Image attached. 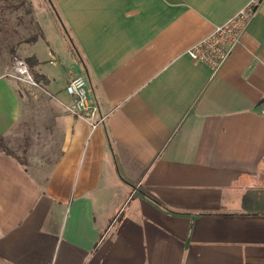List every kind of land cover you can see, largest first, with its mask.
<instances>
[{"label": "crops", "instance_id": "1", "mask_svg": "<svg viewBox=\"0 0 264 264\" xmlns=\"http://www.w3.org/2000/svg\"><path fill=\"white\" fill-rule=\"evenodd\" d=\"M250 1L47 0L49 30L13 28L46 81L0 60V264H264V0L217 72L186 54Z\"/></svg>", "mask_w": 264, "mask_h": 264}, {"label": "built area", "instance_id": "2", "mask_svg": "<svg viewBox=\"0 0 264 264\" xmlns=\"http://www.w3.org/2000/svg\"><path fill=\"white\" fill-rule=\"evenodd\" d=\"M261 0H251L245 7L228 18L224 23L194 43L187 51V56L194 62L203 64L217 72L225 63L235 46L239 43L241 34L255 13ZM6 76L22 85L38 88L28 64L15 58L11 70ZM66 93L73 99L67 106V112L75 118L86 122L92 130L103 126L107 115L101 113L96 103L90 102L86 90V81L81 75H73L69 78ZM264 117V103L259 110Z\"/></svg>", "mask_w": 264, "mask_h": 264}, {"label": "trees", "instance_id": "3", "mask_svg": "<svg viewBox=\"0 0 264 264\" xmlns=\"http://www.w3.org/2000/svg\"><path fill=\"white\" fill-rule=\"evenodd\" d=\"M27 3V0H0V20L9 22L8 16H10V18L16 20V27L20 28L19 32H22V29L24 32V36H19V33H17V31L15 33L12 28L11 32L7 33L4 31L2 33L3 36H6L7 34L8 41L7 45H5V48L8 49L10 54H14L15 47L13 44L14 37L12 33H15V39H20V42L22 43H30L41 36V32L39 31L40 29L37 28V22H35L31 16L32 9L25 7ZM26 62L30 68V71L33 73L35 82L39 86L45 85L44 82L46 81V78L41 75H37L34 73V71H32L37 63V60L34 57H29L26 59Z\"/></svg>", "mask_w": 264, "mask_h": 264}, {"label": "rangeland", "instance_id": "4", "mask_svg": "<svg viewBox=\"0 0 264 264\" xmlns=\"http://www.w3.org/2000/svg\"><path fill=\"white\" fill-rule=\"evenodd\" d=\"M27 1H28V3L26 4L25 7H29V8L32 9V15L31 16L34 19V21H39L41 18H45L48 23L43 22V24L49 30L50 29L49 20H51V15H50L51 8H50L49 3L47 5V0H27ZM39 13H42V14L39 15ZM45 14L50 15L49 20H48V17L45 16ZM6 15H9V14H6ZM8 19H9V22L8 21L0 20V60L6 59L7 61H9V68H8V70H11V67H12V65L14 63L15 58L24 60L25 62H26V59L21 54H19L18 57L17 56L16 57H13V54L12 55L9 54L8 53V49L5 48L6 47L5 45H7L8 38H7V34H6V36H3L2 33L4 31H6L7 33H9V32H11L12 28L16 27V20L13 19V18H10V16H8ZM50 23H51V21H50ZM37 28L40 29L39 31L41 33H42V30H44L43 29V25L40 22H37ZM55 29H56L57 35L60 37V41L63 42L62 41V36H60V34H59L60 32H59L58 28L56 27ZM19 34H20V36H24L23 29H22V32H19ZM12 57H13V59H12ZM45 59H46V57H45ZM46 64L48 65V61H46ZM56 65L58 67L64 66L62 60L58 61L56 63ZM31 74L33 76V73L32 72H31ZM21 86L23 88V91L26 92V93H28V94L29 93H32V92L33 93L41 92L39 90V88H33V87H30V86H25V85H21ZM86 90H87V86H86ZM87 92H88V90H87ZM18 141H20L19 136H18V138L16 140L15 139L14 140H11V139L6 138V139H4L1 142H2V145L4 146V148H7L8 147V148H11L12 151H14V149L17 148L15 145H19L18 144ZM1 142H0V144H1ZM10 145L12 147H14V148H12Z\"/></svg>", "mask_w": 264, "mask_h": 264}]
</instances>
